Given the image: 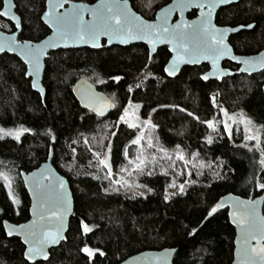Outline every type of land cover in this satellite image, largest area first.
<instances>
[{"label": "trees", "instance_id": "trees-1", "mask_svg": "<svg viewBox=\"0 0 264 264\" xmlns=\"http://www.w3.org/2000/svg\"><path fill=\"white\" fill-rule=\"evenodd\" d=\"M14 1L22 19L20 41L46 38L50 34L42 21L46 0ZM70 1L94 4L98 0ZM129 1L136 12L154 20L172 0ZM2 8L0 0V12ZM195 16L196 12L189 15ZM0 22L2 31H15L1 16ZM216 23L223 27L254 24L253 30L231 37L230 43L238 55L264 50V0L228 6L219 11ZM170 57L168 48L150 57L143 45L51 53L43 100L33 91L24 63L9 54L0 56V129L29 130L19 140L0 134V172L12 181L10 195L0 178V264H30L25 246L20 239L7 237L3 222L29 221L31 202L21 173L39 168L50 155L54 167L70 182L75 213L66 241L51 251L47 262L37 264H119L141 252L163 249L177 250L174 264L233 263L236 234L229 208L208 213L228 194L264 195L258 187L264 183L261 152L246 142L242 128L229 136L220 123L212 136L206 121L217 118L223 107L229 112L245 110L264 125V72L238 74L237 65L225 62L224 67L236 74L221 82L203 81L207 65L186 67L170 79L163 70ZM116 76L121 79L114 80ZM82 77L115 103L107 117L83 109L75 98L73 87ZM131 104L140 105L142 121L154 125L144 133L151 146L145 143L140 149L146 156L142 171L136 170L139 163L132 143L140 130L119 119ZM106 157L111 178L99 164ZM127 179L130 182L123 185ZM141 189L145 191L138 193ZM83 224L91 231L85 233ZM85 247L93 251L92 257L83 251Z\"/></svg>", "mask_w": 264, "mask_h": 264}, {"label": "water", "instance_id": "water-1", "mask_svg": "<svg viewBox=\"0 0 264 264\" xmlns=\"http://www.w3.org/2000/svg\"><path fill=\"white\" fill-rule=\"evenodd\" d=\"M245 0H230L229 3L219 4L211 9L209 15V8L196 7L197 4L208 5L213 3V0H172L168 5L161 8L154 20H147L141 14L136 12L129 0H98L94 4H87L84 2H74L70 0H46V10L42 16L43 23L50 30V34L40 42L20 41V34L22 32V19L17 13L16 4L14 0H2L3 8L1 12H6V16H1L5 21L11 23L15 27V31L7 33L0 30V56L9 54L19 58L27 68V78L31 81L32 89L38 93L43 100L46 97V89L44 87V76L46 72V61L51 53L68 50L78 49H90V50H102L104 48L111 49L113 47L127 48L133 45L146 46L150 57L156 55L159 49L168 48L170 53V59L165 67H172L173 64H177V71L173 76L166 75L170 79H175L179 76L180 72L186 67H200L207 65L209 71L205 74L209 77L208 81H223L226 78L233 77L236 73L230 69L224 67L225 62H230L239 67L238 74L247 76H253L264 72V67L259 62L264 61V50L255 55H238L236 54L233 46L230 43V38L240 34L244 31H251L252 27L247 26H219L216 23V17L220 10L243 2ZM118 3L122 7L126 5V10L132 16L138 17L140 21L153 25H165L170 29H174L177 24L181 25L184 31L191 32L193 26H198L202 20H209L211 27L220 30L223 33L224 45L228 51L213 64L212 58L204 55H198L195 57V63H186L183 60H189L193 57H184L183 60H177V51L175 50V41L169 43V37L167 34L161 33L151 38L145 36L144 38H135L134 36L116 37L113 36L109 39L108 36H101L96 41L97 46H93L90 40H79L73 37L67 39H61L54 27H51V17L48 15L55 11L57 14H66L69 17H82L86 23H91L94 19L92 12L98 11L104 13L105 9L103 5ZM181 3L186 4L181 8ZM7 4V7H5ZM53 4L62 5V7L52 8ZM196 12L194 18H190L189 15ZM167 16V20H165ZM187 26V27H185ZM51 45V46H49ZM28 48L36 49L43 48V53L40 55V71L39 73L29 74L31 69L26 63L27 57L25 52ZM236 59H232V57ZM247 60L248 64L241 63L240 61ZM245 69V71H241ZM35 85V87L33 86ZM73 93L81 107L87 111L94 113L96 116L104 118L107 117L115 108L113 100L105 93L98 90V88L87 78L82 77L75 83L73 87ZM89 97L92 98L90 107H85V103H89ZM95 109V110H93ZM102 110V115H97V111ZM21 178L25 190L30 198V219L28 222L17 225L8 221L3 222L5 234L8 238H18L25 246V252L29 245L24 243V237L26 230L33 224H46L50 229H59L60 239L55 244H46L44 251L48 254V259L45 260L43 256H36L33 259H26L30 264H37L41 262H47L50 259V253L53 249H57L67 239V235L70 228V222L75 213V200L70 182L66 177L58 172V170L52 164V155H50L47 162L43 163L39 168L30 173H21ZM60 181H63V188H60ZM252 202H255V211L259 218H264V195L256 198H244L234 194L226 195L220 202V207L229 208V220L232 227L235 229V251L232 264H245L246 257L244 255V236L242 225L239 223V215L245 211V206L250 211L252 209ZM53 213H57L62 216V222L53 217ZM45 217L44 221L40 220V216ZM51 217V218H50ZM9 232L11 235H9ZM253 247L256 246L257 241L255 239L250 241ZM177 250L175 249H163V250H149L144 251L134 256L129 257L125 261L119 264H174L175 255Z\"/></svg>", "mask_w": 264, "mask_h": 264}, {"label": "snow or ice", "instance_id": "snow-or-ice-1", "mask_svg": "<svg viewBox=\"0 0 264 264\" xmlns=\"http://www.w3.org/2000/svg\"><path fill=\"white\" fill-rule=\"evenodd\" d=\"M230 0H213V3L204 5L197 4L196 7L209 8V15L211 13V9L216 6L217 3L225 4L229 3ZM186 4L181 3L180 7H185ZM7 7V4H5ZM57 7H62L59 4H53L52 8L56 9ZM105 9L104 13H100L98 11H93L92 15L94 17L91 23H86L83 21L82 17H69L66 14H57L55 11L49 13L48 15L51 17V27H54L61 39H67L69 37H73L79 40H90L92 45L95 47L96 41L101 36H108L111 39L113 36L116 37H124V36H134L135 38H144L145 36L151 38L153 34L160 35L161 33L167 34L169 37V43L175 41V50L177 51V60L181 61L184 57H193L189 60H183L186 63H195L197 62L195 57L198 55H204L206 57L212 58L213 64L217 59L221 58L227 51V47L224 45V37L223 33L220 30L214 29L211 27L209 20H202L198 26H193L191 32L184 31L181 28V25L177 24L174 29L170 30L166 24L165 25H153L147 24L143 21H140L138 17L132 16L126 10V5L123 7L118 3L106 4L103 5ZM6 12H0V16H6ZM165 20H167V16H165ZM187 27V26H185ZM247 27L251 28L252 25H248ZM51 46V45H49ZM2 50V49H0ZM43 53V48H28L25 52V56L27 57L26 63L29 65L31 69L30 75L33 73H39L40 71V55ZM232 59H236V57H232ZM241 63L248 64L249 61L244 60L240 61ZM262 67H264V61L259 62ZM164 72H166L169 76H173L177 71V64H173L172 67H165ZM241 71H245V69H241ZM114 80L119 81L121 77L116 76L113 77ZM204 80H208L209 77L205 75L203 77ZM99 83H104V81H98ZM35 87V85H33ZM132 89L129 88V91ZM89 103H85V107H90L92 103V98L89 97ZM137 109L140 105L135 106ZM95 110V109H93ZM183 111V109H181ZM223 111V110H222ZM225 116H228V113L225 111ZM97 115H102V110L97 111ZM129 110L128 108L124 109L123 115L120 116V120L125 122L129 128H136L137 125L128 121ZM189 115H192L189 113ZM241 123L245 124V136L244 139L246 141L255 140L256 148L261 152V158L259 160V164L262 168H264V149L261 148V139H260V131L257 130L255 133H252L249 125L252 124L251 120H244L243 113L240 114ZM229 119H233V117H229ZM235 122V121H234ZM145 126L150 125V121L143 122ZM209 128H213V122L211 120L206 121ZM225 131L229 132V136H231L230 126L225 123L224 125ZM29 131L25 128H20L15 133L12 131H8L4 133L3 129H0V133L4 135L13 136L14 139L19 140L20 135L23 132ZM2 138V136H0ZM142 139L141 136H137L135 140L132 141L134 144L140 143ZM149 146H151V140H149ZM209 143H211V139H209ZM244 147H247L245 144ZM252 149L249 148V151ZM161 151H163L161 149ZM94 155H99L98 153ZM179 159H184L182 155L178 156ZM155 159V158H153ZM99 164L104 168L108 169L106 178H111L113 173L111 170V166L109 165L107 159L99 160ZM144 161L141 160L139 164L136 165V170L142 171V165ZM124 171V169H121ZM0 178L5 181V184L9 187V194L11 195V178L5 174L0 172ZM123 185H127V181H123ZM122 185V186H123ZM60 188H63V181H60ZM171 187H176L175 184L170 185ZM261 189H264V183H260L258 185ZM151 191V189H149ZM180 191H184V186L180 185ZM164 199L167 201L169 199L168 194L166 193ZM18 203V201H14ZM220 205L213 207L211 211L208 213L211 216L213 213L217 211ZM53 217H55L58 221L62 222V216L53 213ZM258 214L255 211V202H252V209L249 211L247 206H245V211L239 215V223L242 225L243 231L245 233L244 236V255L246 257L245 264H264V218H259V222L257 221ZM51 218V217H50ZM40 220L44 221L45 217L43 215L40 216ZM83 231L85 233L91 231L87 224H83ZM9 235L11 233L9 232ZM60 239L59 229H50L46 224H37V222H33V224L26 230V234L24 237V243L29 245L27 251L25 252L26 259H33L36 256H43L45 260L48 259V254L44 251V246L46 244H55ZM255 239L257 244L253 247L250 243L251 240ZM84 252L87 253L89 257L94 255L93 251L87 247L83 249ZM100 255H104L103 252H100ZM161 264H164L161 261Z\"/></svg>", "mask_w": 264, "mask_h": 264}, {"label": "rangeland", "instance_id": "rangeland-1", "mask_svg": "<svg viewBox=\"0 0 264 264\" xmlns=\"http://www.w3.org/2000/svg\"><path fill=\"white\" fill-rule=\"evenodd\" d=\"M2 27V22H0V28ZM1 30V29H0ZM137 104H131L128 108L129 110V115H128V121L131 122V123H134L137 125L136 128H139L140 130V134L139 136L142 137V139L140 140V143L138 144H135L136 147H135V158L138 160V163H140L141 160H143L145 162V154H141L140 153V149L143 148L144 149V144H149V140H147L144 136H145V131L147 129H149L150 126H145V124L143 123L144 121H142L141 117H140V114H139V110H140V107L137 109L135 106ZM223 110V111H222ZM225 111L228 113V116H225ZM243 113V119L244 120H251L252 121V124L249 125V127L251 128L252 130V133L250 134H253L255 133L257 130L260 131V139L262 141L261 143V148L264 149V125H261V124H258L256 123L246 112L245 110H237L235 112H229L227 111L225 108H221L220 109V115L217 117V118H214L213 120H211L213 122V128H210L211 130V133H212V136H213V132L215 131V128L218 127V125L221 123L223 125H225V123H227L229 126H230V130H231V134L232 132L234 131L235 128H242V130L244 131V128H245V124L244 123H241V116L240 114ZM229 117H233V119H229ZM146 121H149V120H146ZM235 121V122H234ZM125 123V122H124ZM150 125H151V122H150ZM8 131H5L4 130V133H7ZM16 132V131H15ZM13 131V133H15ZM2 136H5L3 133H0ZM244 134H245V131H244ZM22 135V134H21ZM20 135V136H21ZM212 136H210L209 139H212ZM13 137V136H11ZM247 143L255 146L256 145V141L255 140H250V141H246ZM256 147V146H255ZM103 159H107L108 163H109V159L108 157L106 158H103ZM110 165V163H109ZM128 177V176H127ZM128 183L130 182V179H127L126 180ZM12 189H10L11 191ZM143 191L145 190H142L138 193H143ZM13 194V193H12Z\"/></svg>", "mask_w": 264, "mask_h": 264}]
</instances>
